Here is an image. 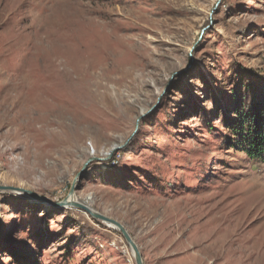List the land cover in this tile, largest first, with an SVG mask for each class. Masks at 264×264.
<instances>
[{
    "label": "rangeland",
    "instance_id": "obj_1",
    "mask_svg": "<svg viewBox=\"0 0 264 264\" xmlns=\"http://www.w3.org/2000/svg\"><path fill=\"white\" fill-rule=\"evenodd\" d=\"M262 123L264 0H0V186L145 264H264ZM0 264L137 262L0 188Z\"/></svg>",
    "mask_w": 264,
    "mask_h": 264
},
{
    "label": "water",
    "instance_id": "obj_2",
    "mask_svg": "<svg viewBox=\"0 0 264 264\" xmlns=\"http://www.w3.org/2000/svg\"><path fill=\"white\" fill-rule=\"evenodd\" d=\"M75 186L76 185H74L72 187L71 192H70V196L75 194ZM0 188H2V189H10V190H20V191H23V192H26V193L30 194L35 199L46 200V201H49L50 203H52L53 205L59 206V207H65V206L73 205V206H78V207H81L82 209H85L86 211H88L95 218L101 219V220H103L105 222H108V223L116 226L122 232L124 237L126 238V240H127L128 244H129V246L131 247V249L134 250L135 259H136L137 264H145L143 255H142V253L140 251V248H139L138 244L136 243V241L134 240L132 235L129 233L127 228L122 223H120L119 221H117V220H115L113 218H110V217H108L106 215H103V214L91 209L90 207H87L84 204L79 203V202L74 201V200H71L69 198H66V199H64L62 201L54 202V201L48 199L47 197L42 196V195H40V194H38V193H36L34 191H31V190H27V189H23V188H19V187L18 188H14L12 186H0Z\"/></svg>",
    "mask_w": 264,
    "mask_h": 264
},
{
    "label": "trees",
    "instance_id": "obj_3",
    "mask_svg": "<svg viewBox=\"0 0 264 264\" xmlns=\"http://www.w3.org/2000/svg\"><path fill=\"white\" fill-rule=\"evenodd\" d=\"M258 126L253 130L254 132H249L250 139H247L248 144L250 145L249 150L252 156L264 154V125L262 123L260 127Z\"/></svg>",
    "mask_w": 264,
    "mask_h": 264
},
{
    "label": "bare ground",
    "instance_id": "obj_4",
    "mask_svg": "<svg viewBox=\"0 0 264 264\" xmlns=\"http://www.w3.org/2000/svg\"><path fill=\"white\" fill-rule=\"evenodd\" d=\"M73 197H74V198H73ZM69 199L74 200V201H77V200H78V199H76L75 194L72 195V196H70ZM77 202L82 203V204H84V205L87 206V207H90L89 205H87V202H85V201H80V200H78ZM90 208L93 209L92 207H90ZM93 210H94V209H93ZM132 253H133V255L135 256V252H134V250H132Z\"/></svg>",
    "mask_w": 264,
    "mask_h": 264
}]
</instances>
